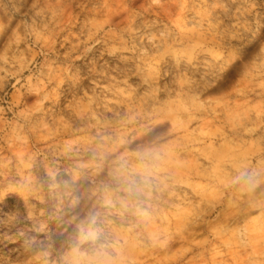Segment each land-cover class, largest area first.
Here are the masks:
<instances>
[{"label": "rangeland", "instance_id": "rangeland-1", "mask_svg": "<svg viewBox=\"0 0 264 264\" xmlns=\"http://www.w3.org/2000/svg\"><path fill=\"white\" fill-rule=\"evenodd\" d=\"M0 264H264V0H0Z\"/></svg>", "mask_w": 264, "mask_h": 264}]
</instances>
